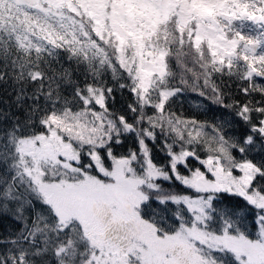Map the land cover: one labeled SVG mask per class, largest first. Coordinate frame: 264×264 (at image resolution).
<instances>
[{
  "label": "snow or ice",
  "instance_id": "snow-or-ice-1",
  "mask_svg": "<svg viewBox=\"0 0 264 264\" xmlns=\"http://www.w3.org/2000/svg\"><path fill=\"white\" fill-rule=\"evenodd\" d=\"M0 264H264V0H0Z\"/></svg>",
  "mask_w": 264,
  "mask_h": 264
}]
</instances>
